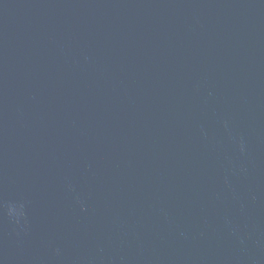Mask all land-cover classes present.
I'll return each mask as SVG.
<instances>
[{
  "label": "clouds",
  "instance_id": "obj_1",
  "mask_svg": "<svg viewBox=\"0 0 264 264\" xmlns=\"http://www.w3.org/2000/svg\"><path fill=\"white\" fill-rule=\"evenodd\" d=\"M8 211H9V215H16L17 214V210L14 206H10Z\"/></svg>",
  "mask_w": 264,
  "mask_h": 264
}]
</instances>
